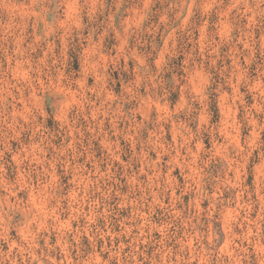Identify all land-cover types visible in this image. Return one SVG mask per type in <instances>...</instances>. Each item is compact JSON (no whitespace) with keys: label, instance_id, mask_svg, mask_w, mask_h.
<instances>
[{"label":"clouds","instance_id":"obj_1","mask_svg":"<svg viewBox=\"0 0 264 264\" xmlns=\"http://www.w3.org/2000/svg\"><path fill=\"white\" fill-rule=\"evenodd\" d=\"M0 264H264V0H0Z\"/></svg>","mask_w":264,"mask_h":264}]
</instances>
